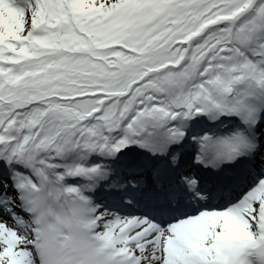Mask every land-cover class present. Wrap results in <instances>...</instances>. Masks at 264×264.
<instances>
[{"label":"snow or ice","instance_id":"obj_1","mask_svg":"<svg viewBox=\"0 0 264 264\" xmlns=\"http://www.w3.org/2000/svg\"><path fill=\"white\" fill-rule=\"evenodd\" d=\"M0 264H264V0H0Z\"/></svg>","mask_w":264,"mask_h":264}]
</instances>
